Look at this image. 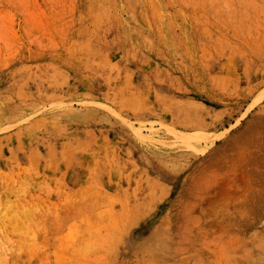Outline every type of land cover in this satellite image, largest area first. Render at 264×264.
<instances>
[{
  "label": "rangeland",
  "instance_id": "374dc122",
  "mask_svg": "<svg viewBox=\"0 0 264 264\" xmlns=\"http://www.w3.org/2000/svg\"><path fill=\"white\" fill-rule=\"evenodd\" d=\"M0 264H264V0H0Z\"/></svg>",
  "mask_w": 264,
  "mask_h": 264
},
{
  "label": "bare ground",
  "instance_id": "6f19581e",
  "mask_svg": "<svg viewBox=\"0 0 264 264\" xmlns=\"http://www.w3.org/2000/svg\"><path fill=\"white\" fill-rule=\"evenodd\" d=\"M218 160H219V159H218ZM218 160H217V161H218ZM221 160H222V159H221ZM182 182H183V181H182ZM184 183H185V182H184ZM224 188H225V187H224ZM220 190H221V189H220ZM220 190L218 189V191H220ZM210 191H211V190L207 191L206 194H211ZM219 195H222V194H219ZM220 197H222V196H220ZM205 198H206V197H205ZM196 199H197V196H196ZM203 199H204V198H203ZM203 199H200L197 203L199 204V202L202 201ZM204 201H205V200H204ZM209 201H210V200H208V202H209ZM211 202H212V201H211ZM166 221H167V220H166ZM168 222H169V221H168ZM166 225L168 226V224H166ZM169 228H170V227H169Z\"/></svg>",
  "mask_w": 264,
  "mask_h": 264
}]
</instances>
